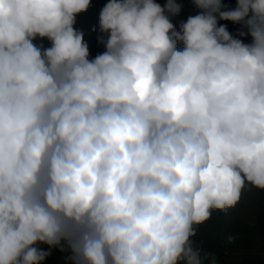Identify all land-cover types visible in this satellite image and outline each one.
I'll return each mask as SVG.
<instances>
[{"label": "clouds", "instance_id": "obj_1", "mask_svg": "<svg viewBox=\"0 0 264 264\" xmlns=\"http://www.w3.org/2000/svg\"><path fill=\"white\" fill-rule=\"evenodd\" d=\"M91 3L0 0V264H219L199 226L264 191V0H107L95 57Z\"/></svg>", "mask_w": 264, "mask_h": 264}, {"label": "rangeland", "instance_id": "obj_2", "mask_svg": "<svg viewBox=\"0 0 264 264\" xmlns=\"http://www.w3.org/2000/svg\"><path fill=\"white\" fill-rule=\"evenodd\" d=\"M253 190V189H252ZM244 207L227 214L214 212L212 218L199 226L197 243L204 252H213L219 264H250L264 257V191ZM235 239L228 242V237ZM41 247L47 250L46 245ZM67 251L51 249L44 264H71Z\"/></svg>", "mask_w": 264, "mask_h": 264}, {"label": "trees", "instance_id": "obj_3", "mask_svg": "<svg viewBox=\"0 0 264 264\" xmlns=\"http://www.w3.org/2000/svg\"><path fill=\"white\" fill-rule=\"evenodd\" d=\"M107 0H92L91 6L86 12H82L76 17V24L74 27L81 31L84 34L85 42L89 45L90 57H95L97 54L102 53L104 45L101 43V40L106 39L105 34L101 33L99 30V14L100 10L104 7V4ZM157 2L163 5L165 0H157ZM183 10L179 16L172 17L173 23L179 28V24L182 21H185L189 15H196L198 9H196L191 3L190 0H182ZM224 3L227 7L234 8L235 0H224ZM219 24L227 25L228 30L234 35L238 33L241 29V25L234 24L230 21H219ZM244 42H250V37H242ZM37 44H43L44 47H49L50 42L45 40H37ZM182 47V46H181ZM259 190L253 189L250 191H245L242 201L237 205L238 208L246 206L251 199L255 198L254 193L259 194ZM250 264H264V257L256 259Z\"/></svg>", "mask_w": 264, "mask_h": 264}]
</instances>
